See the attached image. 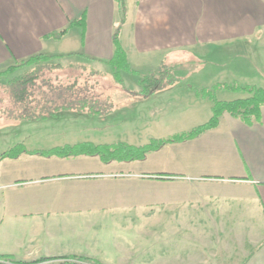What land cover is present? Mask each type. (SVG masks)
<instances>
[{"label":"crops","instance_id":"0c3cea01","mask_svg":"<svg viewBox=\"0 0 264 264\" xmlns=\"http://www.w3.org/2000/svg\"><path fill=\"white\" fill-rule=\"evenodd\" d=\"M125 3L119 41L130 66L153 60V69L162 60L178 66L233 46L245 54L259 52L264 62V0ZM82 14L83 27L69 28L58 40L47 37ZM119 21L115 0H0V72L38 54L100 69L113 56L112 35ZM248 64L253 66L251 60ZM134 88L139 90L138 82ZM173 90L146 100L133 99L143 103ZM182 92L189 100L195 97L191 91ZM115 94L129 97L115 89L114 103ZM211 106L210 102L204 120L178 132L207 122ZM64 112L71 111L59 114ZM18 160L25 172H34L0 184L9 189L0 194V254L11 255L15 261L92 257L95 237L102 229L93 216L109 214L114 232L135 231L146 244L155 237L163 248L166 217L171 216L176 233L171 247L176 250L167 258L168 264H264V107L259 121L251 125L224 113L216 128L150 153L139 161L143 167L134 169L142 173L140 177H94L113 164L130 169L138 161L104 164L91 156L65 159L23 154L0 164L14 165ZM138 181L145 182L140 199L127 189ZM118 187H124V192H115ZM154 206L155 217L150 218L149 207ZM134 216L139 217L138 223ZM128 245L132 243L124 242ZM162 255L157 264L166 263ZM131 262L125 258L120 263Z\"/></svg>","mask_w":264,"mask_h":264},{"label":"rangeland","instance_id":"374dc122","mask_svg":"<svg viewBox=\"0 0 264 264\" xmlns=\"http://www.w3.org/2000/svg\"><path fill=\"white\" fill-rule=\"evenodd\" d=\"M262 57L264 59V51ZM250 60L253 66L248 64ZM53 62H60L65 66L70 63L59 59L53 60ZM149 62L131 65L134 74L120 72L122 85L130 93L135 92L136 88L134 87L139 76L149 75L163 63H169L167 60H162L153 69L156 60ZM262 62L259 52L255 54L252 51L245 54L242 49L235 46L223 48L220 52L213 51L203 56V58H195L192 61L178 65L173 71V75L178 77V81L175 83V87L173 86L175 90L170 93L171 96L167 93L160 94L141 103L134 101V97L130 94L127 98L115 94V109L108 116L98 118L77 112H64L56 117L45 119L13 121L15 115L18 114L15 106L16 102L12 99V93L10 95L8 91H5L7 86L3 85L13 77L25 74L33 68V66L18 65L13 72L0 77V155L18 144H23L28 150L49 149L54 146L71 145L83 141L98 142L96 144L123 141L132 145H143L148 143L151 138L170 136L178 131L189 129L192 124L204 120L206 117L210 102L202 101L201 98L195 96L189 86L200 89L212 87L219 83H239L242 86L262 87L264 85V82L260 79L264 77V62ZM74 64L78 63L75 62ZM99 67L109 74L110 69L107 66L99 65ZM177 68L180 69L178 72H176ZM103 86L104 88L109 86V89L114 86L112 76L103 81ZM114 88L120 89V86L115 85ZM182 89L191 91L195 96L193 99L196 101L189 100V96L185 95ZM246 96L247 94L244 92L230 90H218L216 92L217 99L222 101H230ZM167 98L170 99L167 100ZM172 98L174 102H172ZM19 161L15 162L14 165H6V162L0 164V184L7 182L5 179L9 177L24 176L34 172L32 170L25 172L23 163ZM113 165L115 166L109 167L105 172L92 174V176L113 179L142 176V173H137L138 171L134 170L143 167L139 161L137 165L132 166L133 168L130 169L126 166ZM75 168H80V166ZM39 172L38 169L36 173ZM134 183L129 185L127 189L140 199V188L145 182L138 181ZM118 188L120 190L116 188L115 192H124L125 190L124 187ZM4 191H9V189L0 188V194ZM134 196L133 198H135ZM107 212L109 211L104 213ZM155 212V206L149 207L150 218L155 217ZM121 213L125 214L123 211ZM93 217L98 219L102 229L99 236L95 237V251L90 258L98 260L101 264H121V260L123 261L125 258H131V264H157L159 253L163 254L162 256L166 258L165 264H168L167 258L169 260L176 250L174 246L171 247L174 240L173 235H176L173 231L171 216L166 217L164 248L162 246L158 247L156 238L152 236L149 243L146 244L141 243V240L135 236L137 235L135 231L123 234L122 232H114L111 227L112 217L109 214H94ZM117 218L121 220L123 216ZM138 222L139 217L134 216V223ZM127 237H132V242L126 240ZM124 242L132 243V246H124ZM83 263L92 264L90 261Z\"/></svg>","mask_w":264,"mask_h":264},{"label":"trees","instance_id":"16d2710c","mask_svg":"<svg viewBox=\"0 0 264 264\" xmlns=\"http://www.w3.org/2000/svg\"><path fill=\"white\" fill-rule=\"evenodd\" d=\"M115 1L118 4L120 21L112 35L113 56L104 65L110 69L109 74L88 63L79 64L69 60L70 63L65 66L60 62H53L56 59L60 60L62 56L35 55L20 64V66H33L32 70L13 77L3 85L7 86L5 91H8L10 95L12 93V99L16 102L18 114L15 115L13 121L56 117L63 111L77 112L88 116H107L115 109V103L112 99L116 89L114 88L115 85L120 86L119 91L146 100L157 93L170 89L177 83L178 77L173 75L177 65L163 63L153 73L138 77V91L130 93L125 89L121 82L120 72L134 74V71L130 67L126 53L119 41L120 29L125 21L126 3L125 0ZM84 19L85 15L82 14L71 21L66 28L53 32L47 37L55 40L61 39L69 28L83 27ZM75 62L78 64H74ZM15 68L16 66L9 67L0 72V77L13 72ZM109 76H112L114 82V86L110 89L108 88L110 85L106 88L103 86V81H106ZM102 79L104 80L101 81ZM189 89L193 91L195 96L212 103L210 119L189 131L177 132L163 138H151L148 143L143 145H132L123 141L103 144L83 141L71 145L54 146L49 149L28 150L23 144H18L2 153L0 162L4 159H18L22 154L65 159L91 156L97 157L104 164L143 161L150 153L167 144L191 140L207 130L216 128L224 113L251 125L254 121H259L261 108L264 107V88L254 85L242 86L239 83H219L212 87L200 89L189 86ZM218 90L244 92L247 96L222 101L216 97ZM86 261H90L92 264H101L98 260L82 255L41 257L26 263L15 261L11 255L0 254V264H84L83 262Z\"/></svg>","mask_w":264,"mask_h":264}]
</instances>
